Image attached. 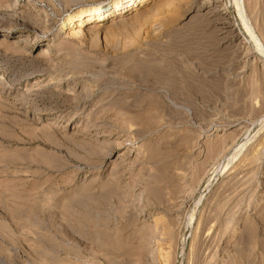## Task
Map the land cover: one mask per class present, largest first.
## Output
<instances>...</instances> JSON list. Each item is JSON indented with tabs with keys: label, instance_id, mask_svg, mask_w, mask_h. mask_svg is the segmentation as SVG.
I'll return each mask as SVG.
<instances>
[{
	"label": "rangeland",
	"instance_id": "rangeland-1",
	"mask_svg": "<svg viewBox=\"0 0 264 264\" xmlns=\"http://www.w3.org/2000/svg\"><path fill=\"white\" fill-rule=\"evenodd\" d=\"M108 1L0 0V264H264V0Z\"/></svg>",
	"mask_w": 264,
	"mask_h": 264
},
{
	"label": "bare ground",
	"instance_id": "bare-ground-1",
	"mask_svg": "<svg viewBox=\"0 0 264 264\" xmlns=\"http://www.w3.org/2000/svg\"><path fill=\"white\" fill-rule=\"evenodd\" d=\"M146 0H112V1H108L105 3H101L99 5L96 6H92L91 8H89L86 11H78L74 17H76L77 21L81 22L84 18L91 20V19H97V20H102L105 15H120L123 13L122 10H132L134 9V6L137 7H142V4L145 2ZM130 4V6L128 7V5ZM128 7V8H127ZM85 16H83V14H85ZM96 17V18H95ZM68 20H71V18H69ZM85 20V19H84ZM257 42V41H256ZM261 53V52H259ZM262 55V53H261ZM166 76V75H164ZM131 145V144H128Z\"/></svg>",
	"mask_w": 264,
	"mask_h": 264
}]
</instances>
